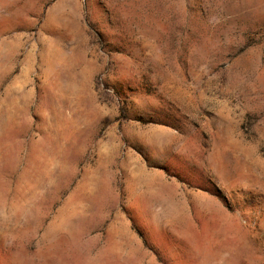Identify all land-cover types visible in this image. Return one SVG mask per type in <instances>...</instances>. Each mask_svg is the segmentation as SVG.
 <instances>
[{
  "label": "rangeland",
  "instance_id": "1",
  "mask_svg": "<svg viewBox=\"0 0 264 264\" xmlns=\"http://www.w3.org/2000/svg\"><path fill=\"white\" fill-rule=\"evenodd\" d=\"M0 264H264V0H0Z\"/></svg>",
  "mask_w": 264,
  "mask_h": 264
}]
</instances>
